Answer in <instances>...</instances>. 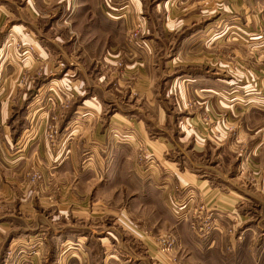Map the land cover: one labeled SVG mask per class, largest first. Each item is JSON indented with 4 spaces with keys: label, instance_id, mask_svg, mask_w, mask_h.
<instances>
[{
    "label": "crops",
    "instance_id": "1",
    "mask_svg": "<svg viewBox=\"0 0 264 264\" xmlns=\"http://www.w3.org/2000/svg\"><path fill=\"white\" fill-rule=\"evenodd\" d=\"M131 1L132 15L145 10ZM113 2L0 0V52L10 32L45 48V93L55 82L69 101L57 148L28 130L20 140L10 116L25 92L3 80L0 264L8 251L22 264L64 253L61 264H144L168 224L176 248L194 241L168 220L200 206L243 220L251 201L264 206V0L157 3L168 31L188 29L172 53L160 40L128 45L125 19L104 16L122 13ZM44 22L45 45L33 36ZM34 170L40 181L26 178ZM220 237L205 251L222 249Z\"/></svg>",
    "mask_w": 264,
    "mask_h": 264
},
{
    "label": "rangeland",
    "instance_id": "2",
    "mask_svg": "<svg viewBox=\"0 0 264 264\" xmlns=\"http://www.w3.org/2000/svg\"><path fill=\"white\" fill-rule=\"evenodd\" d=\"M21 1L26 2L27 0ZM167 1L145 0V10L141 14L132 15L131 0H114L112 7L116 9L122 7V13L112 10L111 14H104V16L114 22L125 19L127 29L124 40L128 45H136L140 40L158 44L157 40H160L163 43H169L170 53H172L173 48L185 40L188 29L183 27L176 33L166 29L164 16H160V9L157 11L154 6L157 7L158 4ZM262 13L264 14V11ZM42 24L38 23L39 30L33 36L37 42L45 45V22L44 26ZM248 35L243 33V42L246 41L249 44ZM5 37L4 34V39ZM5 76L11 77V82L16 84V88L25 92V96H21L19 100L17 98L15 104L18 105L10 116V120H13L17 126L18 139L21 140L23 133L28 130V133L33 132V137L38 136L46 140L51 149L57 148L60 127L56 121L59 114L63 116V110L69 107V101L65 100L61 103L55 82H52V87H49L51 90L47 89L45 93V48H37L30 41L22 38L20 34L10 32L0 52V88L4 86ZM255 86L258 88L259 84L253 83L248 87ZM58 105H60V110L59 107L57 108ZM45 117L48 120L46 123ZM32 171L25 177L30 181H40L41 173L36 170L32 173ZM201 211L204 212L202 206L195 211L190 220H168L172 224L176 223L177 228L182 229L181 234L190 233L195 242L189 239L186 248L183 249L181 246L176 248L178 242L174 232L175 228L169 230L168 224L167 228H162L161 233L155 237L156 253L150 258L146 257L144 264H264V206L261 203L251 201L245 209H241L243 220H216L213 214L203 216ZM170 212V218L179 219L176 217L181 216L179 214L181 210L178 212V209H171ZM217 233L221 235L219 240L222 238V249L206 252L205 248L213 242L212 237ZM231 237L239 240V244L236 241V252L233 251L234 247L229 240ZM40 244L41 242H37L29 246L38 248ZM24 248L27 247L24 246ZM65 254L67 253L55 259L53 256L51 263L61 264L62 258L67 261L69 256L73 255L70 253L65 257ZM25 258L26 256L16 257L14 252L9 255L6 252L3 264H22Z\"/></svg>",
    "mask_w": 264,
    "mask_h": 264
},
{
    "label": "built area",
    "instance_id": "3",
    "mask_svg": "<svg viewBox=\"0 0 264 264\" xmlns=\"http://www.w3.org/2000/svg\"><path fill=\"white\" fill-rule=\"evenodd\" d=\"M136 34V33H135ZM131 41V40H130ZM193 225V224H192ZM193 227H194V225H193ZM163 242V241H162ZM34 244H36V243H34ZM39 248V247H38ZM38 248L36 247V248H33V250L30 252V254H35V253H39V252H37L36 250H38ZM13 251H8L7 253H8V255L9 254H11Z\"/></svg>",
    "mask_w": 264,
    "mask_h": 264
}]
</instances>
